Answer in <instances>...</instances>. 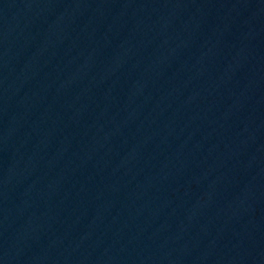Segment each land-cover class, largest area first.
<instances>
[{
    "label": "water",
    "instance_id": "95a60500",
    "mask_svg": "<svg viewBox=\"0 0 264 264\" xmlns=\"http://www.w3.org/2000/svg\"><path fill=\"white\" fill-rule=\"evenodd\" d=\"M0 264H264V0H0Z\"/></svg>",
    "mask_w": 264,
    "mask_h": 264
}]
</instances>
